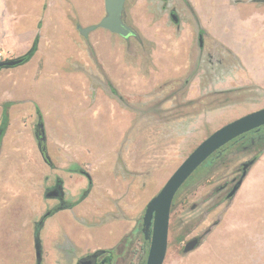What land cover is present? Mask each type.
Returning a JSON list of instances; mask_svg holds the SVG:
<instances>
[{"label": "crops", "instance_id": "obj_1", "mask_svg": "<svg viewBox=\"0 0 264 264\" xmlns=\"http://www.w3.org/2000/svg\"><path fill=\"white\" fill-rule=\"evenodd\" d=\"M12 1L29 4L35 0ZM90 1H87L88 5ZM186 1L193 14L189 13L190 30L195 27L193 18L196 17L200 27L216 38L214 50L230 53L228 67L232 71L225 70L227 79L223 83L226 85L218 83L217 88L264 91V0ZM92 2V10L89 6L88 12L50 14L47 24L42 22L41 14L27 10L9 12L5 49L12 55L9 59L26 54L36 36L39 40L37 50L28 62L0 69V125L4 109L7 115V125L0 140V264H76L88 253L115 249L122 239L136 232L138 219L141 217L142 220L147 203L145 197H150L143 178L122 170L118 155L111 149L119 148L120 143L114 145L107 139L114 127L123 130V123L113 125L111 99L105 97L100 108L95 97L94 107L83 112L77 110V114L72 112L73 118L66 108L58 106L59 131L65 132L66 127L68 131L77 130L84 134L81 136L84 143L78 145L74 141L58 139L54 146L45 139L53 167L45 163L40 152L34 104L40 102L45 133L42 107L49 99L59 101L66 95L74 98L75 95H112L116 92L113 84L128 76L127 45L122 38L102 29L92 31L86 38L79 33V27L97 24L98 0ZM103 17L100 15V19ZM98 30L104 36L103 41L95 38L92 41L91 34ZM87 38L91 40L90 53L95 58L92 63ZM64 42L73 46L71 54L60 48ZM192 44L188 46L191 48ZM82 48L85 63L89 60L88 73L92 72L95 77L92 92L87 91L90 80L81 71L80 53L76 54ZM97 62L105 77L103 79L99 72V81ZM204 75L201 70L195 73V78L199 82ZM217 77L223 78L222 74ZM82 82L85 83L82 85ZM84 115L88 118H83ZM90 136L93 140H86ZM76 148L75 159L71 157L65 161ZM127 149L120 152L126 168L130 153ZM97 154L99 161L95 160ZM54 185L60 188L64 196L62 201L47 196ZM83 191H87L86 197L76 202V197ZM68 204L74 205L62 208ZM54 209L56 212L45 219L36 233L41 218ZM119 252L122 258L126 251Z\"/></svg>", "mask_w": 264, "mask_h": 264}, {"label": "rangeland", "instance_id": "obj_2", "mask_svg": "<svg viewBox=\"0 0 264 264\" xmlns=\"http://www.w3.org/2000/svg\"><path fill=\"white\" fill-rule=\"evenodd\" d=\"M35 1L24 4L0 0V61L12 57L5 51L9 35V12L27 10L41 14L42 22L47 24L50 14L64 15L79 10L88 12L89 6L91 10L93 6L92 0L89 5L88 0L78 3ZM169 13L177 15L178 25L172 23ZM100 15H105L103 0H98L97 23ZM124 20L137 33L136 37L123 39L127 45L128 76L113 84V91L116 92L112 95H75V98L66 95L59 101L53 98L45 102L42 107L46 121L45 139L54 146L58 139L81 145L84 143L81 137L83 133L68 131L67 127L65 132L59 131L57 107L66 108L71 116L77 114V110L83 112L94 107L95 97L100 108L104 105L105 97L111 99L113 125L123 123V130L114 127L111 135L107 134V139L113 141L114 145L120 143L119 148L111 149L118 155L122 170L143 178L147 188L145 190H148L146 192L150 196L145 197L148 203L182 161L209 135L246 114L264 108V91L253 92L240 87L227 90L217 88L218 83H221L220 86L226 85L223 83L227 79L225 70L228 68V73L232 71L229 68L230 53L214 50L217 47L216 38L208 35L206 30L203 34V48L198 51L195 42L197 24L194 20L195 27L190 30L191 16L183 1L126 0ZM99 33L100 30L92 33L90 39L103 41L104 36ZM90 39L87 38L90 48L87 50L92 63L95 58L90 53ZM189 43H193L191 48ZM60 48L64 53L71 54L73 46L64 42ZM84 52L82 48L76 54L81 55V71L90 80L87 91L92 92L95 77L92 72L88 73L89 60L85 63ZM186 63L188 68L185 69ZM97 70L98 81L99 72L104 79L99 62ZM201 70L205 75L198 82L195 73ZM220 74L223 78L217 77ZM99 85L98 82L97 88ZM34 107L36 111L41 110L40 102L34 104ZM84 117L88 118V115ZM87 139L93 140V137ZM126 149L130 152L128 168L120 153ZM76 154L78 148L64 160L71 157L75 159ZM256 156L257 161L249 169L237 193L227 199L231 181L239 176L240 165ZM97 159L100 160L99 154ZM203 168L204 164L193 173L187 180L188 184L173 200L163 264H264L263 147L244 152L236 145L214 167ZM225 184H229L228 191L217 193L216 189ZM49 193H56L50 199L61 196L58 199L62 201L64 198L55 185ZM84 194L86 197L87 191L79 193L76 202L82 201ZM140 228L141 217L132 235L129 252L125 250L128 254L116 260L115 264H145L148 246L142 239ZM194 239L198 241L196 247L185 253V245Z\"/></svg>", "mask_w": 264, "mask_h": 264}, {"label": "water", "instance_id": "obj_3", "mask_svg": "<svg viewBox=\"0 0 264 264\" xmlns=\"http://www.w3.org/2000/svg\"><path fill=\"white\" fill-rule=\"evenodd\" d=\"M126 0H103L104 17L95 24L86 28H78L82 37L86 38L89 33L96 29L105 30L122 39L134 36L135 32L124 20V7ZM23 59H9L0 62V69L12 68L23 63ZM264 126V108L246 114L223 127L219 128L205 140H203L182 163L174 170L167 179L161 190L152 197L145 206L141 222V232L144 241L148 243L145 264H163L166 257L168 245L169 219L173 200L182 186L203 165L210 156L222 147L243 136L244 134L258 130ZM41 129L42 140H45L43 127ZM254 161H248L242 166V177L228 193L227 199L232 198L240 188L246 169L253 165ZM56 193H48V197ZM198 241H189L184 252L193 250ZM98 253L91 254L79 260L77 264H93ZM37 258H40V251L37 248Z\"/></svg>", "mask_w": 264, "mask_h": 264}, {"label": "flooded vegetation", "instance_id": "obj_4", "mask_svg": "<svg viewBox=\"0 0 264 264\" xmlns=\"http://www.w3.org/2000/svg\"><path fill=\"white\" fill-rule=\"evenodd\" d=\"M182 1L184 3L185 7L189 10V13L191 15H193L192 12H191V8H190V5L188 4V2L186 0H182ZM169 18H170V20L172 21L173 24H175V25L179 24V19H178L176 14L169 13ZM193 19L195 20V23L197 24L196 25L197 34H196V37H195L196 38L195 39L196 47H197L198 51H201L202 48H203V34H204V30L200 27L199 20L196 17H194ZM136 36H137V33L135 32L134 36H130V37H136ZM129 38H127V39H129ZM236 145L241 147L244 150V152H249V151L254 150L255 148H257L259 146L263 147V149H264V126L260 127L258 130L250 131V132L244 134L243 136H240V137L236 138L235 140L231 141L230 143H228L227 145L222 147L220 150L216 151L212 156H210L208 158V160H206V162L204 163V168L203 169L214 167L221 160V158L227 153V151L231 147H234ZM252 160L254 161V163L257 161L255 158H253ZM254 163H253V165H254ZM243 164H245V163H243ZM243 164H241L239 169H238L239 176L237 178H234L231 181L229 191L227 190L229 184H225L224 186L219 187V188L216 189L217 193H221V192H223L225 190H227L228 193H229L232 190L234 185L242 177V173H243L242 166H243ZM251 167H252V165L249 166L246 169V175L243 178V181L247 177L248 171H249V169ZM243 181H242V183H243ZM56 190L58 191V193H60V188L59 187L56 186ZM228 193H227V195H228ZM60 197L61 196H58L57 198L60 199ZM140 231H141V228H140ZM141 234H142V232H141ZM142 239L144 240L143 234H142ZM146 244L148 246V243H146ZM94 253H98V255L94 259L93 264H115L116 260L123 258V257L122 258L120 257L121 254L118 251H113V252H109V251H95L93 253H88V254L82 256L79 260H81L84 257H87V256H89L91 254H94ZM124 254L126 255V254H128V252L123 253L122 256ZM78 261L76 262V264L78 263Z\"/></svg>", "mask_w": 264, "mask_h": 264}, {"label": "trees", "instance_id": "obj_5", "mask_svg": "<svg viewBox=\"0 0 264 264\" xmlns=\"http://www.w3.org/2000/svg\"><path fill=\"white\" fill-rule=\"evenodd\" d=\"M38 36H36L35 37V39H34V41H33V44H32V46H31V48L28 50V52L26 53V54H24L23 56H21V57H19V59H23L24 61H23V63L22 64H24V63H26V62H28L31 58H32V56L35 54V52H36V50H37V46H38ZM37 117H38V127H39V129H38V131H37V136H40L39 138H38V140H39V147H40V152H41V154H42V157H43V159H44V161H45V163L46 164H48L50 167H53L52 166V164H51V161H50V158L48 157V154H47V149H46V145H45V141L44 140H42V137H41V134H40V132H41V129H40V127H42V119H41V115H40V113H39V111L37 110ZM6 125H7V115H6V110L4 109V115H3V118H2V123H1V125H0V140H1V138H2V136H3V134H4V131H5V128H6ZM257 158H258V156H256L255 157V159L257 160ZM189 182V181H188ZM187 183V182H186ZM185 183V184H186ZM185 184L182 186V188L183 187H185ZM188 184V183H187ZM182 188L179 190V192L182 190ZM178 192V193H179ZM177 193V194H178ZM86 194V193H85ZM85 194L82 196V198H84L85 197ZM176 197V196H175ZM74 204H68V205H66V207H62V208H71L72 206H73ZM61 208V209H62ZM54 212H56V210L54 209V210H51L50 212H48V213H46L42 218H41V221H40V223H39V226L36 228V233H38V231H39V227L41 226V224L45 221V219L46 218H48L49 216H51ZM132 235H130V236H128V237H126V238H124V239H122V241L120 242V244L115 248V249H113V250H110L109 252H113V251H121V250H123V251H125L126 249H127V251L129 252V247L131 246V244H132ZM144 243V242H143ZM146 244V243H145Z\"/></svg>", "mask_w": 264, "mask_h": 264}]
</instances>
